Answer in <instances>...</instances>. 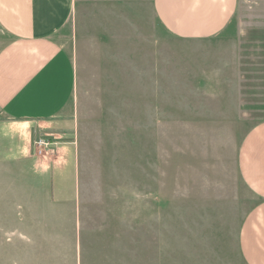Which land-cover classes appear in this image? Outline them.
<instances>
[{"label":"rangeland","instance_id":"1","mask_svg":"<svg viewBox=\"0 0 264 264\" xmlns=\"http://www.w3.org/2000/svg\"><path fill=\"white\" fill-rule=\"evenodd\" d=\"M76 11L72 172L0 157V264H243L250 200L224 206L206 177H231L264 120V0H239L230 39L172 38L151 0Z\"/></svg>","mask_w":264,"mask_h":264},{"label":"crops","instance_id":"2","mask_svg":"<svg viewBox=\"0 0 264 264\" xmlns=\"http://www.w3.org/2000/svg\"><path fill=\"white\" fill-rule=\"evenodd\" d=\"M85 2L0 0V157L33 167L40 164V172L33 170L36 174L49 171L69 178L72 172L76 9ZM238 4L239 0H151L158 26L179 40L233 38ZM51 123L60 134L44 139L50 151L36 157L35 127ZM206 187L208 196L220 195L226 201L224 206H245L243 192L247 194L252 207L239 225L236 247L243 264H264V120L240 140L231 177L208 174Z\"/></svg>","mask_w":264,"mask_h":264},{"label":"built area","instance_id":"3","mask_svg":"<svg viewBox=\"0 0 264 264\" xmlns=\"http://www.w3.org/2000/svg\"><path fill=\"white\" fill-rule=\"evenodd\" d=\"M33 146H34L36 154H38L39 156H42L44 151L48 150L51 147V144L44 139H37V140H34Z\"/></svg>","mask_w":264,"mask_h":264}]
</instances>
